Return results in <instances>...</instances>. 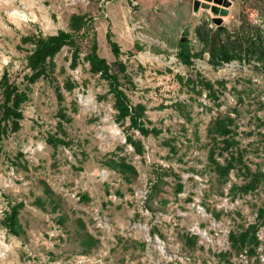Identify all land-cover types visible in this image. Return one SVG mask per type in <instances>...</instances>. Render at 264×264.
<instances>
[{"label":"rangeland","instance_id":"rangeland-1","mask_svg":"<svg viewBox=\"0 0 264 264\" xmlns=\"http://www.w3.org/2000/svg\"><path fill=\"white\" fill-rule=\"evenodd\" d=\"M212 16L191 0H0V80L26 94L0 130V264H264V0ZM60 29L32 73L33 39Z\"/></svg>","mask_w":264,"mask_h":264},{"label":"trees","instance_id":"trees-1","mask_svg":"<svg viewBox=\"0 0 264 264\" xmlns=\"http://www.w3.org/2000/svg\"><path fill=\"white\" fill-rule=\"evenodd\" d=\"M71 26L76 28L78 26V16H74L71 18ZM110 32L106 31V36L109 44L113 51L117 50L116 43L110 39L109 37ZM28 38V37H27ZM29 39V38H28ZM70 39V33L68 31H64L62 29L58 30L56 33L48 34L45 36H37L33 39V48L30 53L27 54L26 60L27 65L31 68L32 73L36 74L40 66L47 55H51L55 52L60 45ZM180 58L188 62V50L185 44V41H180ZM91 50L88 54V59L94 70H100L102 75L110 78V82L115 80L114 74H110L107 72V65L104 60L97 56L94 52L95 42L92 41ZM112 91V95L114 98V108L116 109V118H121L126 114H129L130 120L135 123L136 113H130L128 109V104L126 102L125 96L123 91L113 83L110 87ZM26 98V94L23 90L17 89V86L10 81H7L5 75H2V80H0V120L3 122L0 124V130L5 131L7 128V121H8V128L10 130H14L18 127V119L21 117V111L19 108V104ZM125 139L131 143H133L138 149V146L134 143L132 138L127 135ZM16 213V207L13 205L11 207L10 213H6V217L3 219L5 226H7L8 230L16 233V229L14 228V216Z\"/></svg>","mask_w":264,"mask_h":264},{"label":"water","instance_id":"water-1","mask_svg":"<svg viewBox=\"0 0 264 264\" xmlns=\"http://www.w3.org/2000/svg\"><path fill=\"white\" fill-rule=\"evenodd\" d=\"M230 0H191V7L196 11L198 6L208 8L212 13V20L219 24L222 15L226 14Z\"/></svg>","mask_w":264,"mask_h":264}]
</instances>
